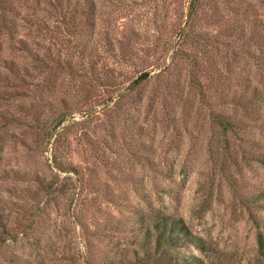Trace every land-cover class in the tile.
Here are the masks:
<instances>
[{
    "label": "rangeland",
    "instance_id": "1",
    "mask_svg": "<svg viewBox=\"0 0 264 264\" xmlns=\"http://www.w3.org/2000/svg\"><path fill=\"white\" fill-rule=\"evenodd\" d=\"M188 1L94 0L83 49L56 37L48 1L12 0L21 17H0V264H164L142 238L164 214L205 240L166 252L261 263L248 208L264 216L249 203L264 189V162L252 158L264 132L223 133L210 111L232 109L219 94L227 82L240 90L243 69L263 85L246 39L264 0H202L190 27ZM144 70L146 84L117 97Z\"/></svg>",
    "mask_w": 264,
    "mask_h": 264
},
{
    "label": "trees",
    "instance_id": "2",
    "mask_svg": "<svg viewBox=\"0 0 264 264\" xmlns=\"http://www.w3.org/2000/svg\"><path fill=\"white\" fill-rule=\"evenodd\" d=\"M51 6V14L57 16L53 22L54 28L62 27V30L56 31V37H60L62 33L71 41L72 44L80 45L83 49H88V40L82 38L81 41H77L80 36V32L85 27H92L95 25V2L94 0H46ZM202 0H189L187 6V18L186 23L190 27V21L192 20L197 9L200 7ZM256 5L251 1H248L245 10H251L252 13L257 11ZM8 12H11L15 16L21 17L20 10L14 5L12 0H0V17H6ZM264 13V12H263ZM257 14V13H256ZM262 16H254L251 21L250 32L247 35L248 48L246 49L249 59L254 61L255 69L259 70V76L264 75V18ZM13 21L8 25L12 30ZM61 24V25H59ZM186 24L180 28L183 30L182 40L185 36H188L191 32L190 29L185 28ZM199 34V33H197ZM198 36H202L199 34ZM204 39H207L204 37ZM181 41V40H179ZM182 51V46L178 43L175 50ZM36 58V57H35ZM14 63V62H11ZM16 69V68H15ZM254 69V71H255ZM14 70V69H13ZM229 72L232 71L230 68ZM244 72L240 74L238 78L241 79L240 90L238 92H230V84L223 83L221 92L219 94L220 103H227L232 106L231 110H211V120L217 125L219 130L223 133L234 130V128L244 127L249 123L256 126L260 131L264 132V82L263 85H259L253 81V76L250 75L251 70L246 68ZM253 72V71H252ZM188 83L194 87L200 95H205L203 85L196 77L193 70H189ZM150 78V73L147 70L142 71L139 75L132 80L131 84L123 91L117 93V97H121L130 89L137 87H143ZM175 89H177L179 97H182L183 86L178 82H174ZM167 88V87H166ZM168 89V88H167ZM241 112L244 116H249L251 120H244L236 115ZM63 116H59L56 124H60L63 120ZM252 158L264 162V154H252ZM261 199V202L259 200ZM249 203L252 206L264 209V189L253 193L249 198ZM248 216L256 227V243L257 252L260 256L261 263L264 264V216L258 213V211L252 210L249 206ZM142 238L146 243L147 248L151 242L157 251L164 253V264H192L194 260H198L193 254H181L173 252H166L165 247H173L183 245L184 243H190L195 245L199 249L205 248V240L199 234H194L190 231L181 217L170 216L164 214L159 218H156L151 223H147L142 230Z\"/></svg>",
    "mask_w": 264,
    "mask_h": 264
}]
</instances>
